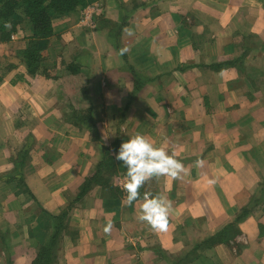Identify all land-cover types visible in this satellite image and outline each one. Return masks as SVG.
Segmentation results:
<instances>
[{
  "label": "crops",
  "instance_id": "0c3cea01",
  "mask_svg": "<svg viewBox=\"0 0 264 264\" xmlns=\"http://www.w3.org/2000/svg\"><path fill=\"white\" fill-rule=\"evenodd\" d=\"M55 21L47 64H63L61 76L21 66L25 80L0 83V264H32L52 216L67 209L53 264H264V0H90ZM67 104L97 109L115 169L109 189L95 180L78 197L103 149L70 122ZM138 132L175 151L188 174L152 178L129 206L115 154ZM23 145L29 198L1 179ZM144 192L172 200L166 231L138 219ZM233 221L239 232L212 239Z\"/></svg>",
  "mask_w": 264,
  "mask_h": 264
},
{
  "label": "rangeland",
  "instance_id": "374dc122",
  "mask_svg": "<svg viewBox=\"0 0 264 264\" xmlns=\"http://www.w3.org/2000/svg\"><path fill=\"white\" fill-rule=\"evenodd\" d=\"M133 6L137 7L138 2L135 1ZM86 13H88V12H85V14ZM57 19L58 18L53 19V23L56 26L58 25L57 21H55ZM15 29H16V31L14 33H12L9 41L1 42L2 45L0 47V50L2 51L1 52L2 59L0 62V83L2 81H5L6 79H8L10 75H11V77H14L16 79L23 78L25 80V78L22 76L23 73H21L20 70H18V68L21 66L22 67L24 66V64L21 60L20 54H21L22 50L24 49V47L28 43V37L31 35V31L29 30L26 22H24V21L22 22V20H21V22L20 21L18 22L17 27H15ZM57 31H59V32H56V34L54 33L51 36L52 38L54 37L52 41L50 40V38H51L50 37L46 42H44L45 44L43 43L44 49L42 50V57H43L42 64L45 63L44 67L46 70L44 69V71H41V69H40L34 75H30L27 73L30 77H35V76L41 75L45 78L56 80L58 77L61 76L62 70H60V69H63V64H60L59 66H57L56 67L57 69L54 71H49V69L51 67L48 65L49 62H51L52 52L56 49V47L58 45L57 44L58 43V37H59V34L61 32V28H59ZM67 69H69V68H67ZM16 70H18V71H16ZM13 71H16V72H13ZM66 106H67L66 108H68L67 112L69 115L70 122L77 124L78 126H84L82 129L86 130L87 132L91 131L90 125L92 123L94 125L96 124L93 116H94V111H96L97 109L89 107V109L79 111V110H75L69 104H67ZM97 138L100 141L102 140L101 137L99 136V134L97 135ZM33 143H34V141H32V143L30 145H32ZM101 145H102V149H103V158L99 164L100 171H99V173L96 172L95 176H93L92 179L86 178L84 180V182L82 183V186H80L77 194L81 191V189L84 186H87V184H89V182H91L92 180L93 181L96 180L99 183L104 182V185L101 184L102 187L109 189L110 185H108L109 181H107V180H109L111 178V176H114L112 174H115V169H113V165L110 164L112 161L111 159H113V157L111 155L109 148L103 144V141H101ZM29 151H30V146H27V145L21 146V148L18 151H16L15 155L12 156L13 173L1 178L5 183L10 184L9 188L13 191V193L15 195L24 194L28 198L33 196V195L31 194L30 190L28 189V187L26 185L25 175L23 173V167H24L25 162L28 159ZM109 158H110V160H109ZM256 202H258V200L254 199V198L249 199L247 201H244L240 205V212L239 213H241L242 211H246L247 213H250L251 207ZM65 211L68 212V209ZM60 216H61V218L59 220H57L54 224L56 226H58L59 231L61 232L66 227L65 219L67 217H66V214H65V216H62V214ZM235 221H233V224H236ZM49 227L52 228V230H53V223L52 222H50ZM231 231H232V233L235 232L234 234L239 232V231H234V229H232ZM232 233L229 231V234H232ZM233 236L234 235H232V237ZM36 251L38 254L39 248ZM37 254H36V257H37ZM50 257L52 258V260H55L53 258V249H52V253H51Z\"/></svg>",
  "mask_w": 264,
  "mask_h": 264
},
{
  "label": "trees",
  "instance_id": "16d2710c",
  "mask_svg": "<svg viewBox=\"0 0 264 264\" xmlns=\"http://www.w3.org/2000/svg\"><path fill=\"white\" fill-rule=\"evenodd\" d=\"M89 2L90 0H0V42L9 41L12 33L16 31L15 27H17L19 21L26 22L31 31V35L28 37V43L20 54L21 60L27 73L30 75L36 74L40 69L44 71L45 63L42 64L43 43L54 34L53 19L81 9L88 5ZM72 66L74 65L68 64V70L72 73L77 72ZM90 128L91 133L97 138L96 127L93 123L90 125ZM99 164L97 173L100 171ZM92 181L81 189L78 197L86 191V187L90 186ZM100 184L104 185V182ZM61 214L65 216L67 212L63 211ZM61 214L52 216L54 220L53 232L48 242L39 247L37 257L32 264H53L50 256L60 234L58 226L54 223L61 218ZM247 215L248 213L246 211H242L236 220H241ZM232 224L227 225V227L219 232L220 234L218 233L212 239L215 240L219 236L221 240L231 238L235 233L231 232L232 234H229V231L234 229Z\"/></svg>",
  "mask_w": 264,
  "mask_h": 264
},
{
  "label": "clouds",
  "instance_id": "9594fccd",
  "mask_svg": "<svg viewBox=\"0 0 264 264\" xmlns=\"http://www.w3.org/2000/svg\"><path fill=\"white\" fill-rule=\"evenodd\" d=\"M115 160L121 162L126 169L120 187L127 193L126 203L129 206L141 198V187L152 178L166 176L179 180L188 174V169L177 158L175 151H169L163 145L157 146L153 140L139 132L121 143ZM204 163L201 158L195 161L198 167H202ZM207 182L215 184L216 180L209 178ZM173 211L172 200L164 194L144 192L138 219L154 231L163 232L168 228ZM111 227L112 222L108 221L104 231H110Z\"/></svg>",
  "mask_w": 264,
  "mask_h": 264
},
{
  "label": "built area",
  "instance_id": "2783aa9c",
  "mask_svg": "<svg viewBox=\"0 0 264 264\" xmlns=\"http://www.w3.org/2000/svg\"><path fill=\"white\" fill-rule=\"evenodd\" d=\"M85 16L87 17V13L85 14Z\"/></svg>",
  "mask_w": 264,
  "mask_h": 264
}]
</instances>
